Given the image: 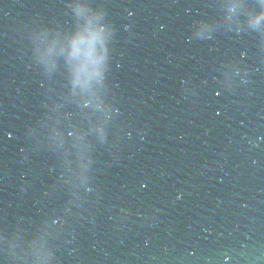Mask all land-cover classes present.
<instances>
[{
  "label": "water",
  "instance_id": "water-1",
  "mask_svg": "<svg viewBox=\"0 0 264 264\" xmlns=\"http://www.w3.org/2000/svg\"><path fill=\"white\" fill-rule=\"evenodd\" d=\"M101 12L98 104L44 53ZM261 12L0 0V264H264Z\"/></svg>",
  "mask_w": 264,
  "mask_h": 264
},
{
  "label": "clouds",
  "instance_id": "clouds-1",
  "mask_svg": "<svg viewBox=\"0 0 264 264\" xmlns=\"http://www.w3.org/2000/svg\"><path fill=\"white\" fill-rule=\"evenodd\" d=\"M75 7L78 13L83 9L79 4ZM231 10L234 11V7ZM102 16V12L96 14L83 27L78 26L75 32L66 33L62 38L58 37L44 53L46 60L54 66L52 52L59 46L60 53L65 55L68 64L73 93L80 89L96 96L95 86L103 84L105 74L109 70L112 50L108 42L114 28L100 24ZM260 19H264V12L257 15L256 20ZM96 99L99 104L100 98L96 96Z\"/></svg>",
  "mask_w": 264,
  "mask_h": 264
}]
</instances>
